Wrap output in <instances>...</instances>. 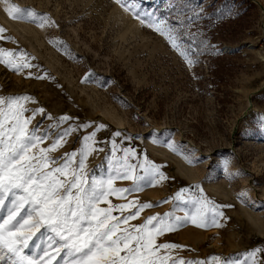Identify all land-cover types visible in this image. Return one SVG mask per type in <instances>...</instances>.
Wrapping results in <instances>:
<instances>
[{"label": "rangeland", "instance_id": "374dc122", "mask_svg": "<svg viewBox=\"0 0 264 264\" xmlns=\"http://www.w3.org/2000/svg\"><path fill=\"white\" fill-rule=\"evenodd\" d=\"M13 4L34 14L14 19L8 14ZM121 4L0 0V26L6 30L0 56L30 65L17 71L0 63V97L28 96L27 108L45 109L29 125L49 130L40 148L50 147L65 129L79 128L49 155L75 150L73 166L79 170L83 160L86 188L110 178L115 188L141 185L123 194L126 198L108 196L115 205L132 200L156 205L130 224L157 214L175 223L176 217L196 215L201 203L209 219L222 213L219 226L198 227L187 220L157 237L158 244L181 246L161 254L170 251L174 260L188 264H262L264 0H135L141 17L168 20L178 26L186 46L193 51L199 46L193 66ZM192 17L187 27L178 24ZM65 115L73 119L62 121ZM86 124L92 127H79ZM101 124L106 128L99 129ZM92 131L95 139L85 142ZM33 151L38 154L39 148ZM126 164L135 166L129 173L134 179L118 178ZM152 166L165 178L153 179L152 173L139 179ZM42 241L35 242L46 246V237ZM66 251L52 264L65 259L71 264L74 257ZM25 253L36 255L37 249Z\"/></svg>", "mask_w": 264, "mask_h": 264}, {"label": "snow or ice", "instance_id": "6c2138e0", "mask_svg": "<svg viewBox=\"0 0 264 264\" xmlns=\"http://www.w3.org/2000/svg\"><path fill=\"white\" fill-rule=\"evenodd\" d=\"M116 3L121 4V0H116ZM134 4L135 0H125L121 7L133 11L136 19L165 36L170 46L187 60L189 66L198 62L192 57L199 51V46L195 51L190 43L186 46L177 25L154 14L149 16L145 13L141 17ZM26 12L34 14L32 10L21 9L14 4L8 8V14L14 19L21 18ZM194 19L178 21V24L187 27ZM5 31L0 26V40L5 39L2 35ZM4 51L0 49V52ZM8 55L13 53L8 52ZM0 63L14 67L17 71L21 67H30L27 63L14 65L10 60L5 61L3 56H0ZM31 99L28 96L0 97V262L52 264L61 250L66 249L65 256L74 257L71 264H169L170 261L171 264H188L184 260H174L170 251L161 254V250L181 246L174 243L158 244L157 237L174 231L187 220L198 227H206L209 223L219 226L217 216L222 213H215L209 219L201 203L196 215L176 217L175 223H169L167 216L157 214L147 217L142 224H130V221L138 219L143 210L156 205L139 200L115 205L108 200V196L115 194L126 198L123 194L138 191L141 185L137 184L131 189L115 188L110 178L95 181L91 188H86L83 160L78 163L79 170L73 166L77 156L75 150L57 158L49 155L62 143H67L66 138L79 128L65 129L50 147L40 148L39 145L49 138V130L41 132L39 124L31 129L29 125L36 115L43 116L46 113L43 107L27 108L23 102ZM29 111L31 115L26 117L24 114ZM60 119L66 122L73 118L65 115ZM79 127L91 128L92 124ZM98 128L105 129L106 125L101 124ZM115 135L120 136L121 133L116 132ZM95 137L96 131H92L84 140L87 142ZM112 143L115 144V141ZM37 148L38 154L33 151ZM61 160L64 161L62 164ZM134 167L126 164L127 171L118 178L134 179L129 174ZM144 171L145 176L139 179H145L152 173H155L153 179L165 178L155 166ZM101 202H107L109 207L100 208ZM126 209L135 210L124 215ZM114 210L119 211L120 216L112 215ZM43 237H46L47 244L41 247ZM29 241L34 243L30 245ZM30 247L37 249L36 255L25 253V249ZM64 264L69 262L65 259Z\"/></svg>", "mask_w": 264, "mask_h": 264}, {"label": "bare ground", "instance_id": "6f19581e", "mask_svg": "<svg viewBox=\"0 0 264 264\" xmlns=\"http://www.w3.org/2000/svg\"><path fill=\"white\" fill-rule=\"evenodd\" d=\"M228 49H230V47H227Z\"/></svg>", "mask_w": 264, "mask_h": 264}]
</instances>
